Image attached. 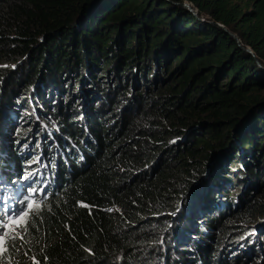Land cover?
<instances>
[{
    "label": "trees",
    "instance_id": "obj_1",
    "mask_svg": "<svg viewBox=\"0 0 264 264\" xmlns=\"http://www.w3.org/2000/svg\"><path fill=\"white\" fill-rule=\"evenodd\" d=\"M263 91L264 0H0V205L47 182L8 257L264 264L239 244L264 215ZM29 98L41 152L20 146L40 123L12 137Z\"/></svg>",
    "mask_w": 264,
    "mask_h": 264
},
{
    "label": "snow or ice",
    "instance_id": "obj_2",
    "mask_svg": "<svg viewBox=\"0 0 264 264\" xmlns=\"http://www.w3.org/2000/svg\"><path fill=\"white\" fill-rule=\"evenodd\" d=\"M33 173H28V176L23 179H28ZM36 184H41V181H34ZM47 182H43L42 187H32L29 190L28 195L22 196L20 199H15L13 203L0 205V264H5V260L8 264H13L11 258L8 257V253H20L23 247L28 243V237L36 227V221L38 220L37 213L43 207L44 202L47 200V195H44L41 199H37L40 193L46 192ZM2 199V197H0ZM9 200H13L9 197ZM91 252V250L89 249ZM25 256L28 252L23 253ZM45 259H47L45 257ZM32 264H40V261L35 256L31 257ZM19 264V262H15Z\"/></svg>",
    "mask_w": 264,
    "mask_h": 264
},
{
    "label": "rangeland",
    "instance_id": "obj_3",
    "mask_svg": "<svg viewBox=\"0 0 264 264\" xmlns=\"http://www.w3.org/2000/svg\"><path fill=\"white\" fill-rule=\"evenodd\" d=\"M34 105L36 106L34 100L29 98L28 104L24 106L25 108H21V113L19 115L20 120H18V122H21V121L22 122L20 123V125H18V123L14 122L15 124L12 126V137L17 138L16 132H18L22 128H23L22 130H24L26 132V134H27L28 131L34 129L33 125H35V124H33V123H37V124L40 123L39 126L42 129L40 131L37 129L38 131L36 130L34 132V136L29 139L30 141L31 140L33 141V144H30L29 140L22 139L23 141H22V144L20 146H25L27 148V150L30 149V147H32L31 148L32 150L33 149L37 150L36 148H38L39 152H41L40 148H41V145H42L41 144L42 139L40 138V136L44 135V134H47V132L49 131L50 125H49V121L48 120H50L49 117L52 116V114H51L52 109H48L47 107H44V112H45L44 114H46V115H44L42 112L35 113ZM23 110L28 111V113L31 114V115L35 113V115L32 118L34 120L33 122H30V121L27 120L28 116H25L24 112H22ZM43 130H45V131H43ZM50 136H51V134H50ZM52 138H54V137L52 136ZM35 150H33V152H36ZM1 151H2V153L4 152V150H1ZM33 152H32V154L29 151L27 152V154L25 152L24 156L23 155L22 156L24 158L27 157L28 160H30V159H32V157L34 155H37V153H33ZM2 153L0 152V155H2ZM233 171L234 170H232L230 173L233 174ZM233 183L234 184H233V186H232V188H231V190H230V192L228 194L231 195V197L235 198V197H237V196H239L241 194V189L243 188V184L242 185H241V183L238 184L236 181H234ZM221 191H222V196H224L223 194H226V193H224V190H222V189H221ZM256 196L258 198H260V199L261 198L264 199V194H262V193H258V195H256ZM233 198H229V199H233ZM225 202H226V200H224V202H219L218 204L225 203ZM249 220H253L254 223L251 224V225H246L245 227L246 228L249 227V230L251 231V233L249 232L243 238H241L239 240V244L245 242L246 239H249V238L252 239L254 237V238L258 239L259 243H261V245L258 244V247L259 248L260 247L263 248L262 243H264V232H262V231H264V228H263L264 227V215L255 214L254 216H251V218ZM256 226H258V230L256 229V231L253 232L252 230ZM242 245H244V244H242Z\"/></svg>",
    "mask_w": 264,
    "mask_h": 264
},
{
    "label": "bare ground",
    "instance_id": "obj_4",
    "mask_svg": "<svg viewBox=\"0 0 264 264\" xmlns=\"http://www.w3.org/2000/svg\"><path fill=\"white\" fill-rule=\"evenodd\" d=\"M42 136H43V135H42ZM40 138H41V137H40ZM42 138H43V137H42ZM36 149H37V150H35V149H33V150L38 151V148H36ZM40 149H41V148H40ZM33 150H32V151H33ZM43 155H44V157H43V160H44L45 157H46V153H44ZM48 166H49V167H48V169H47V172L49 173V175L53 176V173L55 172V170L53 171V166H54V165L52 164V162H49ZM41 173L44 175L43 172H41ZM47 178H48V177L45 176V179H47ZM45 179H44V180H45ZM0 181L2 182L3 179L0 178Z\"/></svg>",
    "mask_w": 264,
    "mask_h": 264
},
{
    "label": "water",
    "instance_id": "obj_5",
    "mask_svg": "<svg viewBox=\"0 0 264 264\" xmlns=\"http://www.w3.org/2000/svg\"><path fill=\"white\" fill-rule=\"evenodd\" d=\"M185 6H187L190 10H192L195 14L198 12L197 9H194L189 3L185 2ZM239 40V39H238ZM246 50L250 51L253 53V50L250 47H246Z\"/></svg>",
    "mask_w": 264,
    "mask_h": 264
}]
</instances>
